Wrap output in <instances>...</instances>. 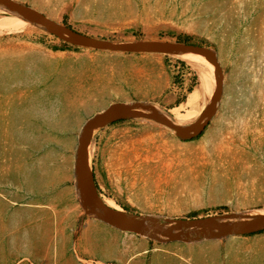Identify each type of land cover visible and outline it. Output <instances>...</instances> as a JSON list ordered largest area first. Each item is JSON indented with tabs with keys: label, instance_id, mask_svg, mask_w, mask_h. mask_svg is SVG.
<instances>
[{
	"label": "rangeland",
	"instance_id": "1",
	"mask_svg": "<svg viewBox=\"0 0 264 264\" xmlns=\"http://www.w3.org/2000/svg\"><path fill=\"white\" fill-rule=\"evenodd\" d=\"M16 1L90 36L217 53L223 94L205 131L185 139L131 118L94 134L99 195L167 218L264 210V0ZM197 78L166 53L74 46L35 25L0 29V264H264V231L161 241L80 204L73 161L83 123L121 101L170 115Z\"/></svg>",
	"mask_w": 264,
	"mask_h": 264
},
{
	"label": "water",
	"instance_id": "2",
	"mask_svg": "<svg viewBox=\"0 0 264 264\" xmlns=\"http://www.w3.org/2000/svg\"><path fill=\"white\" fill-rule=\"evenodd\" d=\"M0 7L5 11L25 16L41 29L74 46L128 53H191L208 58L214 65L215 82L210 100L199 117L188 125H180L174 122L159 111L160 107L144 101L110 103L104 109L91 115L83 123L75 148L73 175L80 204L86 213L118 230L161 241L187 242L200 239H218L224 236L252 235L264 231V213L167 218L128 212L122 208L116 209L102 201L95 184L89 152L92 137L105 126L131 118H147L166 125L177 136L185 139H192L205 129L216 113L223 94V74L215 51L203 45L171 40H113L98 38L81 33L68 25L55 21L31 6L16 0H0ZM231 217H235V220H220Z\"/></svg>",
	"mask_w": 264,
	"mask_h": 264
},
{
	"label": "bare ground",
	"instance_id": "3",
	"mask_svg": "<svg viewBox=\"0 0 264 264\" xmlns=\"http://www.w3.org/2000/svg\"><path fill=\"white\" fill-rule=\"evenodd\" d=\"M12 25L16 28L29 27V26L32 27L33 25L38 27L36 24L30 22L25 16L19 15L14 12L5 11L3 8L0 7V29H6ZM169 55L172 56L174 55L181 58L192 69H194V71L197 73L198 76L197 84L189 92L188 96L183 102H181L179 105H177L176 107L172 108L169 111L170 115H168L167 112H164L160 108L159 111H161L163 114H165L174 122L180 125H188L199 117L200 113L203 111V109L206 107V105L210 100V97L214 89L215 68L213 63L208 58L201 55L191 54V53H187V54L171 53ZM142 119H147V118H142ZM150 121L155 122L154 120H150ZM91 153H92V146L89 152V157L91 156ZM100 198L106 205L116 209L120 208L114 200L106 197L105 195L100 194ZM258 213H264V210H259V208L254 210H246L243 211L242 215L258 214ZM220 220L233 221L235 220V217H231L229 219H220Z\"/></svg>",
	"mask_w": 264,
	"mask_h": 264
}]
</instances>
